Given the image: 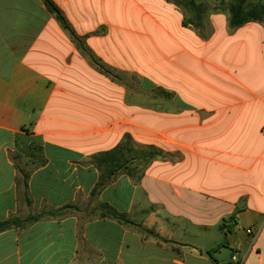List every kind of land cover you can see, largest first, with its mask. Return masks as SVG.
I'll return each instance as SVG.
<instances>
[{"label": "crops", "instance_id": "crops-1", "mask_svg": "<svg viewBox=\"0 0 264 264\" xmlns=\"http://www.w3.org/2000/svg\"><path fill=\"white\" fill-rule=\"evenodd\" d=\"M53 1L77 40L43 0H0V222L46 214L0 233V264H220L177 229L226 218L264 264V27L231 29L224 0L197 1L201 27L186 1ZM127 135L166 157L93 195Z\"/></svg>", "mask_w": 264, "mask_h": 264}, {"label": "trees", "instance_id": "trees-1", "mask_svg": "<svg viewBox=\"0 0 264 264\" xmlns=\"http://www.w3.org/2000/svg\"><path fill=\"white\" fill-rule=\"evenodd\" d=\"M183 1L191 4V9L187 10L191 13L187 23H192L196 27L203 26V18L206 12V7L198 3L197 0H176L178 3ZM47 10L56 18L61 26L75 39L77 37L71 28L67 18L62 10L55 4L53 0H43ZM229 26L231 29H238L244 25L254 22L264 27V0H232L228 8ZM166 94L165 92H163ZM166 157V153L154 145H139L135 143L130 135H127L117 148L110 152L96 155L95 162L101 171V181L98 183L93 191L96 195L100 189L105 187L117 172H125L136 180H140L145 169L155 160ZM106 164L105 168L103 165ZM26 189L27 184L24 182ZM26 191V190H25ZM103 215L112 217L121 222H128L124 214L117 213L109 205H102ZM61 212V211H59ZM46 214L30 215L26 219L11 217L6 221L0 222V233L13 227H23L28 223L37 221ZM228 228L226 224L221 226L224 230ZM216 250V249H215ZM213 250V252L215 251ZM210 256L212 253L208 252Z\"/></svg>", "mask_w": 264, "mask_h": 264}, {"label": "rangeland", "instance_id": "rangeland-1", "mask_svg": "<svg viewBox=\"0 0 264 264\" xmlns=\"http://www.w3.org/2000/svg\"><path fill=\"white\" fill-rule=\"evenodd\" d=\"M198 2H207L211 4L218 3V0H197ZM226 6H228L229 3L232 2V0H224ZM256 1V0H252ZM226 45V44H225ZM226 48H229V45H226ZM260 72L256 75L257 80L264 81V77L258 78L260 76ZM216 208L217 211L215 210ZM226 210V207H221L218 205L216 206L215 203L208 205V211L209 213H216V212H224ZM212 221V223L216 222L217 218H211L209 219ZM215 226H210L208 229L202 228L200 230L199 228H196L195 226H181L180 229H177V237L182 236L183 234H186L185 242L190 243L194 245L200 252H202L204 255H208L212 253L214 257L217 258V260L220 262V264H229L232 260V252L233 250L228 246L226 240V235H229V232H225L221 229V226L226 224L228 228H231L234 224V221L230 218L221 219L219 223H215ZM187 225H189L187 223ZM216 249V250H215ZM213 250H215L213 252Z\"/></svg>", "mask_w": 264, "mask_h": 264}, {"label": "built area", "instance_id": "built-area-1", "mask_svg": "<svg viewBox=\"0 0 264 264\" xmlns=\"http://www.w3.org/2000/svg\"><path fill=\"white\" fill-rule=\"evenodd\" d=\"M260 231H261V229L257 230V229H254L252 227H248L245 229L246 234L248 236H250L252 239L251 244H250L251 249L255 246V243H256V240L260 234ZM245 258H246V256L243 258H240L239 255L235 253L232 256L231 264H243L245 261Z\"/></svg>", "mask_w": 264, "mask_h": 264}]
</instances>
